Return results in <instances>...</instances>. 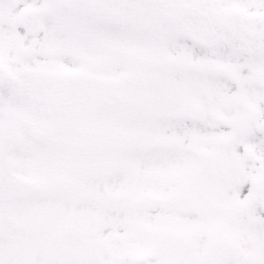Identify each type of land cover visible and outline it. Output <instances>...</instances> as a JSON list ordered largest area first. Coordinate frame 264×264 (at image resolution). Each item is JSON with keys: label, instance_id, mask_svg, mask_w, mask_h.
I'll return each mask as SVG.
<instances>
[{"label": "snow or ice", "instance_id": "snow-or-ice-1", "mask_svg": "<svg viewBox=\"0 0 264 264\" xmlns=\"http://www.w3.org/2000/svg\"><path fill=\"white\" fill-rule=\"evenodd\" d=\"M0 264H264V0H0Z\"/></svg>", "mask_w": 264, "mask_h": 264}]
</instances>
